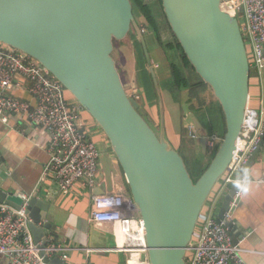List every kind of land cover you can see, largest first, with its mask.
<instances>
[{"label": "water", "instance_id": "1", "mask_svg": "<svg viewBox=\"0 0 264 264\" xmlns=\"http://www.w3.org/2000/svg\"><path fill=\"white\" fill-rule=\"evenodd\" d=\"M227 2L162 0L171 29L196 73L212 89L226 119L224 140L207 171L195 183L184 158L166 138L162 93L130 0H0V42L47 69L108 138L110 145L104 143L101 150L100 186L94 193L126 191L124 177L132 195L128 208L139 214L146 229L148 255L143 259L148 256L150 264H186L198 216L231 163L249 108L248 51L241 24L229 13ZM132 29L142 39L159 96V134L142 116L144 110L128 95L113 58L115 42L129 40ZM191 118L206 155L208 132L194 115ZM258 153L259 150L251 156L240 180L247 178ZM2 163L0 159V168L8 173ZM238 186L234 184L225 195L218 222ZM2 203L20 209L23 200L3 187L0 175ZM49 208L44 200L30 197L29 229L44 261L63 264L58 257H46V246L59 237L48 214H41L42 210L48 213ZM231 227L233 230L232 224ZM121 258L125 259L123 253Z\"/></svg>", "mask_w": 264, "mask_h": 264}, {"label": "built area", "instance_id": "2", "mask_svg": "<svg viewBox=\"0 0 264 264\" xmlns=\"http://www.w3.org/2000/svg\"><path fill=\"white\" fill-rule=\"evenodd\" d=\"M227 6L233 16L239 17L240 13L244 16L241 29L246 39L251 74L256 70L262 79L264 0H228ZM18 89H25L31 99L16 97ZM84 112L79 103L68 99L63 85L40 63L0 42V121L8 124L14 118L46 135L49 162L45 169L54 173L58 188L67 199L74 198L73 192L79 186L91 192L100 186L102 152L89 138ZM262 114L263 122H260L258 112L248 108L236 156L220 179L222 186H239L220 222L217 217L206 214L203 208L186 253V264H248L243 250L234 244L231 224L250 185L247 178L239 179L240 173L264 140V112ZM187 129L190 138L199 140L193 123ZM21 134L25 135V130ZM218 142L217 136H208V149L215 148ZM16 195L23 200L20 209L0 204V258L5 264H49L40 254L29 229L30 196ZM129 199L125 191L92 194L90 220L97 225L111 226L116 239H123L119 250L126 254L129 264H150L148 256L143 259V255H148L144 223L140 217L133 216L135 212L128 208ZM66 250L62 245L48 244L45 253L52 259Z\"/></svg>", "mask_w": 264, "mask_h": 264}, {"label": "crops", "instance_id": "3", "mask_svg": "<svg viewBox=\"0 0 264 264\" xmlns=\"http://www.w3.org/2000/svg\"><path fill=\"white\" fill-rule=\"evenodd\" d=\"M239 17L243 24V14L240 13ZM124 65L129 67V62ZM131 75L135 77V71L129 68L130 78ZM15 96L23 100L31 99L25 89H18ZM249 107L260 108L264 112V78H251ZM84 119L90 130L89 136L92 138L93 133L94 141L103 151V144L106 143L104 132L85 114ZM23 130L25 135L21 134ZM173 133L177 137L178 127L173 128ZM45 137L26 122L14 118L8 124L0 121V159L2 167L8 171L3 173L0 168L3 187L13 193L37 197L50 205L48 213L42 210L41 214H48V221L57 227L59 237L51 239L50 244L67 249L56 256L63 260V264H129L125 253V259L121 258V245L113 228L94 224L90 220L91 195L95 194V190L91 192L79 186L73 192V199L62 196L54 173L45 169L49 162ZM247 179L250 181L249 188L232 222L233 241L243 250L248 264H264V140ZM219 210L213 217H218ZM0 264H5L3 258H0Z\"/></svg>", "mask_w": 264, "mask_h": 264}, {"label": "trees", "instance_id": "4", "mask_svg": "<svg viewBox=\"0 0 264 264\" xmlns=\"http://www.w3.org/2000/svg\"><path fill=\"white\" fill-rule=\"evenodd\" d=\"M132 3L133 13L143 34L142 38L147 45L162 93L165 109V129L167 107L165 99H167L181 110L178 135L175 139L177 148H173L184 158L191 177L196 183L209 168L227 133L225 115L212 89L196 73L185 55L168 23L162 0H132ZM237 18L242 25L240 17ZM128 39L131 41V47L134 50L135 77L133 79L129 77V67L125 65L127 67L126 70L121 64L119 60L120 53L116 47L120 43H127V41L115 42L113 58L117 62V67L128 95L139 104L140 110H144L145 113H141L142 116L150 127L159 134L161 125L159 96L152 75L149 72L142 39L139 38L135 29H132ZM64 89L68 99L71 102H76L77 100L74 96L65 87ZM84 111V114L94 121L85 109ZM191 115L198 119L208 132V136L215 135L219 138L215 148L208 149L206 155L200 145L195 142L196 140L189 137L186 120L188 119V125L192 123ZM157 120L158 122L156 123ZM94 122L98 125L96 121ZM155 124H157L158 129ZM89 138L91 139V136ZM105 140L110 145L107 137H105ZM195 151H198L200 156L195 154ZM109 153L115 157L111 147H109ZM206 158L209 159L207 163H205ZM195 171L201 173L198 178H196ZM122 179L125 184L126 194L131 198L130 187L124 177Z\"/></svg>", "mask_w": 264, "mask_h": 264}, {"label": "rangeland", "instance_id": "5", "mask_svg": "<svg viewBox=\"0 0 264 264\" xmlns=\"http://www.w3.org/2000/svg\"><path fill=\"white\" fill-rule=\"evenodd\" d=\"M116 47H117V50H119V53L121 54V57L119 56L120 57L119 60H120L121 64L124 66V68L127 70V67L124 65V63L127 61V62H129V68L132 71H135V66H134L135 58L133 55L134 50H133V47H131V41L127 40V43H120ZM116 53H117V51H116ZM117 60H118V57H117ZM131 77H132V79L134 78V76H132V75H131ZM251 78H255L257 80L263 79V78L260 79L258 77L256 70H253V72L251 74ZM165 104L167 106L166 107V138L174 148H177V146H176L177 144L175 141L176 137H174L173 128H176L179 126V119H181V110L178 109L173 104H171L167 99H165ZM255 110L258 112V119L260 120V122H263L262 109L259 108V109H255ZM156 119H157V117H156ZM157 122H158V120L156 121V123ZM155 125L157 127V124H155ZM186 125H188V119L186 120ZM157 129H158V127H157ZM92 138H93V140H95V136L93 137V133H92ZM199 141H200V139L196 140L195 142H197L200 145ZM194 153L197 154L198 156H200L198 151H195ZM113 159L117 164L116 158L113 157ZM208 161H209V159L206 158L205 163H207ZM200 174L201 173L199 171H195L196 178H198L200 176ZM120 179H121V177H120ZM222 180H224V177L222 178ZM217 184H218V186L216 185V187L214 188L215 191L213 190V192L211 193V195H210V197H209V199H208V201L204 207L205 213L210 214L212 217L221 208L224 196L230 190V186H227V185L222 186L221 180H219V182ZM125 193H127V192L125 191ZM133 216L139 217V214L137 212H135L133 214Z\"/></svg>", "mask_w": 264, "mask_h": 264}, {"label": "bare ground", "instance_id": "6", "mask_svg": "<svg viewBox=\"0 0 264 264\" xmlns=\"http://www.w3.org/2000/svg\"><path fill=\"white\" fill-rule=\"evenodd\" d=\"M228 7V6H227ZM230 13V12H229ZM231 14V13H230ZM69 92V91H68ZM70 93V92H69ZM77 102V101H76ZM95 121V120H94ZM239 143V140L237 141V146L239 145L238 144ZM236 152H237V147H236V149H235V152H234V154L231 156V161L235 158V156H236ZM45 175V174H44ZM214 191H215V189H214ZM141 223H142V220H141ZM146 230V229H145ZM123 239L120 237L119 238V244L122 246L123 245ZM136 264V263H135ZM138 264H142V263H138ZM144 264H147V263H144Z\"/></svg>", "mask_w": 264, "mask_h": 264}, {"label": "flooded vegetation", "instance_id": "7", "mask_svg": "<svg viewBox=\"0 0 264 264\" xmlns=\"http://www.w3.org/2000/svg\"><path fill=\"white\" fill-rule=\"evenodd\" d=\"M130 2H131V4L133 5L132 0H130Z\"/></svg>", "mask_w": 264, "mask_h": 264}]
</instances>
